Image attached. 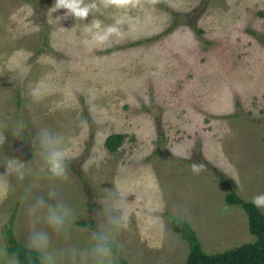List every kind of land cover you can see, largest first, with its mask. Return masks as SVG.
<instances>
[{
	"label": "rangeland",
	"instance_id": "rangeland-1",
	"mask_svg": "<svg viewBox=\"0 0 264 264\" xmlns=\"http://www.w3.org/2000/svg\"><path fill=\"white\" fill-rule=\"evenodd\" d=\"M54 7L0 0V172L15 156L35 173V134L48 127L83 181L68 166L65 180L9 176L0 245L12 216L25 244L26 207L50 183L77 216L68 240L50 233L54 249L86 246L92 229L77 222L91 215L106 226L117 189L128 207L127 227L115 234L117 264H185L190 246L172 229L176 216L209 254L254 241L245 211L225 203L223 178L244 199L264 192V0H123L100 16L104 25L122 20L121 35L103 45L86 42L91 14L83 21ZM40 86L48 94L33 101L29 91ZM18 121L23 133L13 137ZM114 133L124 136L111 151Z\"/></svg>",
	"mask_w": 264,
	"mask_h": 264
},
{
	"label": "clouds",
	"instance_id": "clouds-1",
	"mask_svg": "<svg viewBox=\"0 0 264 264\" xmlns=\"http://www.w3.org/2000/svg\"><path fill=\"white\" fill-rule=\"evenodd\" d=\"M122 2L123 0H55L53 11L63 8L66 10L65 15L71 14L83 21L91 14V20L85 23L83 28L86 42L103 45L111 37L121 35L118 26L122 20L116 17L113 23L104 25L100 16L105 14V9L120 7ZM47 94L48 90L45 86L35 87L29 91L33 101H40ZM59 106L57 104V107ZM23 128V121H18L9 134L18 137L23 133ZM35 140L41 162L35 173L26 165V161L18 157L7 156L2 159L0 199H5L9 193L11 187L8 181L9 176L14 177L16 181H23L26 175L33 174H42L52 180L67 179V165L71 157L62 136L48 127H42L36 132ZM4 142L5 135L0 132V145ZM201 168L202 165L192 162L191 170L194 173L199 172ZM250 203L257 209L264 210V192L253 195ZM104 213L107 225H99L91 230L86 246L68 245L52 248L50 233L68 240L77 216L72 207L60 198L55 184L50 183L46 194L35 197L34 201L26 207L29 223L28 236L24 244L26 258L34 259V264H117L115 234L127 227L126 193L120 189L112 193L111 203L105 205ZM37 225H43V227H37ZM0 264H21V259L16 254H10L3 245H0Z\"/></svg>",
	"mask_w": 264,
	"mask_h": 264
},
{
	"label": "trees",
	"instance_id": "trees-1",
	"mask_svg": "<svg viewBox=\"0 0 264 264\" xmlns=\"http://www.w3.org/2000/svg\"><path fill=\"white\" fill-rule=\"evenodd\" d=\"M28 1V0H24ZM123 134L114 133L107 137L106 146L109 150L115 151L123 139ZM74 173L83 181V174L76 168V166L68 162ZM226 185L230 190L225 195V203L230 206L241 207L248 217L249 231L255 237L252 242H246L241 245L216 252L213 254L206 253L203 248L199 237L190 224L179 216L171 219L172 229L185 239L189 246V252L185 264H264V213L262 210L254 207L250 200L241 197L238 192L231 187L230 181L223 178ZM87 196L89 202L88 207L91 206V192L87 189ZM13 217L6 224V234L8 236L7 251L11 254H16L21 259V264H34L33 260H28L25 255V247L16 242L13 233ZM94 219L90 215V223L88 221H79L77 224L82 227L95 229ZM117 252V247L115 249Z\"/></svg>",
	"mask_w": 264,
	"mask_h": 264
}]
</instances>
